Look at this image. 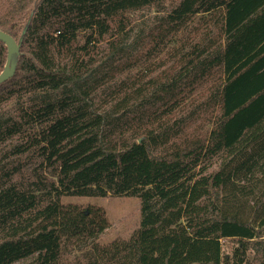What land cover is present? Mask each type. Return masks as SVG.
<instances>
[{
  "label": "trees",
  "instance_id": "obj_1",
  "mask_svg": "<svg viewBox=\"0 0 264 264\" xmlns=\"http://www.w3.org/2000/svg\"><path fill=\"white\" fill-rule=\"evenodd\" d=\"M0 29V264H264V0H0ZM109 195L140 222L100 244L62 198Z\"/></svg>",
  "mask_w": 264,
  "mask_h": 264
},
{
  "label": "rangeland",
  "instance_id": "obj_2",
  "mask_svg": "<svg viewBox=\"0 0 264 264\" xmlns=\"http://www.w3.org/2000/svg\"><path fill=\"white\" fill-rule=\"evenodd\" d=\"M154 16V10L138 11L132 15L133 28L130 34L131 43L139 35L142 36L143 30L148 28ZM62 200L64 202L76 203L83 207L97 205L103 208L109 222V227L95 240V242L100 244H107L114 239H128L132 232L139 226L140 201L136 197L109 195L106 197H63ZM78 254H80L79 250L74 249V251L63 258L64 263H72L75 261L74 256Z\"/></svg>",
  "mask_w": 264,
  "mask_h": 264
},
{
  "label": "water",
  "instance_id": "obj_3",
  "mask_svg": "<svg viewBox=\"0 0 264 264\" xmlns=\"http://www.w3.org/2000/svg\"><path fill=\"white\" fill-rule=\"evenodd\" d=\"M0 41L4 42L7 47L6 62L2 72L0 73L1 84L14 75L16 63L19 56V49L21 46V39L19 41H16L11 35L0 29Z\"/></svg>",
  "mask_w": 264,
  "mask_h": 264
}]
</instances>
